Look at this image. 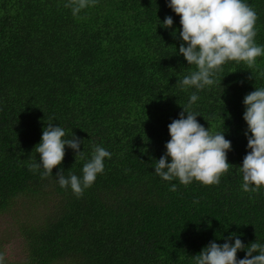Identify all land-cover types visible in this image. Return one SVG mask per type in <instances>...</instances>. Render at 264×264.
Instances as JSON below:
<instances>
[{
	"label": "trees",
	"instance_id": "trees-1",
	"mask_svg": "<svg viewBox=\"0 0 264 264\" xmlns=\"http://www.w3.org/2000/svg\"><path fill=\"white\" fill-rule=\"evenodd\" d=\"M68 2L0 0V214L9 212L22 252L5 264H195L210 242L233 233L245 247L264 245V187L244 192L239 168L250 151L243 99L264 87V55L254 68L227 62L217 77L223 92L206 87L191 108L231 141L233 167L218 185L164 181L154 168L168 125L196 91L180 84L195 70L178 55L180 17L167 0H96L77 16ZM244 2L264 46V0ZM49 122L78 137L87 160L94 145L112 154L82 198L56 178L61 168L82 178L86 160L72 149L52 177L29 169Z\"/></svg>",
	"mask_w": 264,
	"mask_h": 264
},
{
	"label": "clouds",
	"instance_id": "clouds-1",
	"mask_svg": "<svg viewBox=\"0 0 264 264\" xmlns=\"http://www.w3.org/2000/svg\"><path fill=\"white\" fill-rule=\"evenodd\" d=\"M95 2L69 0L65 7L77 16ZM167 7L180 17L179 38L182 43L178 55H182L188 65L195 66V70L180 81L182 90L194 88L196 91L191 94L179 118L168 125L170 139L164 145L165 154L156 161L154 172L164 181L178 179L183 186L193 181L205 186L218 185L221 176L233 167L227 162L231 141L225 139L224 132L211 134L197 121L198 114L191 108L199 99V91L217 84L221 88L222 79L217 77L227 62H245L248 68L256 67L257 57L264 55V46L255 43L258 16L244 0H167ZM162 25L171 29L172 17L166 16ZM260 75L264 76V72ZM243 105V120L247 124L245 137L250 151L239 167L243 174L242 189L258 193L264 187V87L246 94ZM66 135L64 128L49 122L42 130L41 142L34 147L39 154V163L33 162L29 169L36 172L42 168V179L52 177V170L59 168L64 160L65 149H72L75 156L86 160L82 178L75 174L66 178L62 168L57 171L56 178L61 188L70 186L72 193L82 198L97 175L103 174L104 160L110 159L112 154L104 147L94 145L91 159L87 160L85 152L80 150L82 141L73 133L71 138H65ZM169 190L176 191V185ZM230 240L234 242L229 243ZM239 251L245 252L243 259L237 258ZM193 258L195 264H264V245L253 242L245 247L239 236L233 233L223 244L210 242ZM0 264H5L3 253H0Z\"/></svg>",
	"mask_w": 264,
	"mask_h": 264
},
{
	"label": "rangeland",
	"instance_id": "rangeland-1",
	"mask_svg": "<svg viewBox=\"0 0 264 264\" xmlns=\"http://www.w3.org/2000/svg\"><path fill=\"white\" fill-rule=\"evenodd\" d=\"M23 206L20 208L22 213ZM9 212L0 214V253L5 256V262H15L22 258L21 248L17 242L19 241L16 229L12 233L8 231Z\"/></svg>",
	"mask_w": 264,
	"mask_h": 264
}]
</instances>
